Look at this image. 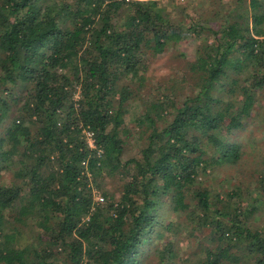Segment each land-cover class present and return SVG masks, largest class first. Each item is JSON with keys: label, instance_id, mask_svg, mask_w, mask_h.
<instances>
[{"label": "trees", "instance_id": "16d2710c", "mask_svg": "<svg viewBox=\"0 0 264 264\" xmlns=\"http://www.w3.org/2000/svg\"><path fill=\"white\" fill-rule=\"evenodd\" d=\"M168 3L0 0V264H141L164 206L210 227L198 264L238 262L235 247L245 264H264V230L248 226L237 193L199 179L240 161L228 134L264 107V0H222L213 19L190 24ZM196 40L198 90L145 100L149 60ZM133 130L140 156L125 159ZM104 176L123 189L98 203ZM257 190L250 205H264V171ZM175 225L177 237V221L158 236ZM154 254L177 258L169 242Z\"/></svg>", "mask_w": 264, "mask_h": 264}, {"label": "rangeland", "instance_id": "374dc122", "mask_svg": "<svg viewBox=\"0 0 264 264\" xmlns=\"http://www.w3.org/2000/svg\"><path fill=\"white\" fill-rule=\"evenodd\" d=\"M166 1H169L167 5L173 11L177 21L184 22L183 20L188 14L189 17L186 20L189 21L187 24H190L193 19L197 21L213 19V13L219 8L218 6L222 0ZM197 42L196 40L175 44L163 54L149 60L148 80L143 93L145 100L149 98L157 99L165 94L169 95L172 86L174 92H176L173 96L177 100L193 95L198 90V87L194 85L196 79L192 78L193 73L189 70V64L196 57ZM256 106L253 116L244 121V126L228 134L230 142H236L241 146L242 156L240 161L234 165L221 163L214 168H208L207 173L200 176L199 179L207 186H211L216 192H236L237 194L231 196L230 201L232 203L239 202L241 210L248 212L245 217L248 226L252 229L264 230V205L260 204V200L254 201L252 205L248 201L256 195L255 192L264 171V107H261L260 101L257 102ZM143 107L142 100L131 106L130 114L126 117L131 128L134 126L133 117L136 118L142 115L144 112ZM132 133L131 138H128L124 153L125 159L140 156L142 143L138 139L139 132L133 130ZM99 185L101 187L97 184L94 189L95 200L98 203L105 202L104 191H108L118 199L123 189V182L119 176H104ZM158 220L159 223L155 226L145 247V257H142L141 264H159L160 259L155 257L154 251L156 247L160 249L164 243L167 244L168 242L169 244H175L177 258L170 259L169 263L162 264H198V260L205 257V251L201 249V246L209 244L210 227H203L201 231L194 230L196 224L187 221L184 216H176L173 212H170L169 206H164L161 209L158 213ZM174 221L179 223L180 233L178 236L176 237L175 230H177V226L175 225L176 229L171 228L164 233V236L159 237V229L163 227V223ZM231 252L242 259H239L238 262L231 261L229 264L246 263V259H243L244 256L242 255L243 249L235 247L231 249ZM149 254L150 256L146 257Z\"/></svg>", "mask_w": 264, "mask_h": 264}, {"label": "built area", "instance_id": "2783aa9c", "mask_svg": "<svg viewBox=\"0 0 264 264\" xmlns=\"http://www.w3.org/2000/svg\"><path fill=\"white\" fill-rule=\"evenodd\" d=\"M86 134H87V137H88V140H89L90 144L92 146H94V144H93V142H94V140H93V133L90 130H88V131H86Z\"/></svg>", "mask_w": 264, "mask_h": 264}]
</instances>
